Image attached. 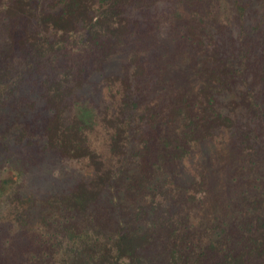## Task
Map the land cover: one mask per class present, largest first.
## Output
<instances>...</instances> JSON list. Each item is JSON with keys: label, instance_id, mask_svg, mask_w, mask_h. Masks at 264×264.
<instances>
[{"label": "trees", "instance_id": "obj_1", "mask_svg": "<svg viewBox=\"0 0 264 264\" xmlns=\"http://www.w3.org/2000/svg\"><path fill=\"white\" fill-rule=\"evenodd\" d=\"M11 158L0 264H264V0H0Z\"/></svg>", "mask_w": 264, "mask_h": 264}, {"label": "rangeland", "instance_id": "obj_2", "mask_svg": "<svg viewBox=\"0 0 264 264\" xmlns=\"http://www.w3.org/2000/svg\"><path fill=\"white\" fill-rule=\"evenodd\" d=\"M22 164V162H17L11 158L4 165L0 166V192L4 191L5 182L9 181V179H12L11 181L18 180L19 168H22V171L26 169L25 173L27 172L28 164L26 163L25 166Z\"/></svg>", "mask_w": 264, "mask_h": 264}]
</instances>
